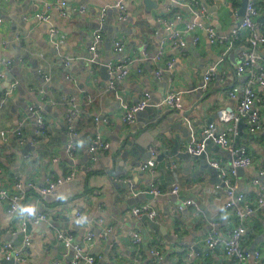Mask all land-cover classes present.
<instances>
[{
	"label": "crops",
	"instance_id": "0c3cea01",
	"mask_svg": "<svg viewBox=\"0 0 264 264\" xmlns=\"http://www.w3.org/2000/svg\"><path fill=\"white\" fill-rule=\"evenodd\" d=\"M43 1L56 0H3L0 7V71L2 60H16L6 78L0 77L1 94L8 88L10 74L13 75L11 82H20L13 98L0 114V131L8 133L6 138L0 136V187L16 193L17 178L32 181L37 188L45 184L47 177L60 178L75 172L76 178L49 196L42 197L37 190H29L27 206L35 212L46 213L54 227L50 223L33 225L29 231L33 242L27 250V262L24 264H54L61 259L63 247L55 237L59 229H66L72 234L75 243L95 256L96 264H131L134 261L138 264H153L149 250L156 245L162 247L163 255L155 264H232L219 250L207 253L204 245V239L213 230V225L214 230L224 235L239 224L232 211L223 212L218 208L217 198L224 201L223 191L217 194L207 192L209 187L215 186L211 183V173L200 171L199 161L194 162L191 171L187 170L184 160L169 155L156 158L157 165L153 173L141 171L140 164L151 148H156L157 157L173 149L174 142L170 137L179 133V119L187 126L196 125L191 132L190 142L184 136L180 138V150L187 152V146L192 140L201 139L204 128L216 119L220 109L235 108L236 101L230 98V92L235 86L244 85L248 79L246 75L238 77L235 67L240 63V53L247 48L249 33H244L242 39L227 53L207 91L199 89L206 68L225 50L210 46L204 30L196 32L201 38L196 46L191 43L195 32L184 35L188 42L187 48L173 50L166 46V59L173 60L174 68L161 78L156 76V64L150 60L131 66L129 77L117 85L122 101L134 104L144 92H149L152 103L158 105L168 93L182 92L184 111L178 113L158 105L139 113L135 124L125 125L122 101L114 93L100 90L109 79V71L107 74L103 67L88 62V48L93 42L96 27L101 23L102 9L114 5L117 0H67L69 15L62 17L58 9H53L50 11L49 23L36 18L37 14L45 10ZM241 1L214 0L208 4L212 25L218 34L225 35L234 29L239 20L237 13ZM158 3L157 9L146 11L143 0H128L129 18L126 22H118L117 11L110 9L103 22L105 43L100 59L114 63L127 59L134 61L141 58L145 44H148L149 56L153 57L163 42L167 43L169 35L162 20L175 16L169 1L158 0ZM81 7H85V12H80ZM183 15V21L174 22L177 29L184 30V23L191 20L188 11H184ZM263 15L264 0L257 18L258 28L264 30V23H258ZM52 28L59 31V48L50 42ZM12 37L15 38L13 42L10 40ZM17 38L20 42L16 41ZM114 41L124 43L122 53L114 51ZM6 43H9L8 47L4 46ZM258 51L262 56L259 65L264 67V46ZM63 57L74 59L69 69L63 65ZM138 68L142 71L138 72ZM37 69L48 74L50 81L45 82L37 74ZM66 75L74 77L77 86L67 81ZM256 90L262 100L259 108L264 125V93L259 87ZM71 95H76L82 110L77 121L81 138L74 159L65 154L67 136L64 119L69 111L68 97ZM34 104L45 106L49 133L38 145L31 146L35 123L29 117V107ZM97 117L108 118L110 124L97 123ZM25 119H28L25 122L28 140L24 146L18 142L13 131L17 122ZM169 119L173 121L169 122ZM159 122L158 127L163 129L164 135L157 138L140 159L131 153L126 154L125 144L133 140L135 134L154 129ZM98 134L111 144V148L90 170L87 147ZM232 138L236 145L247 147L253 157L252 167L240 171L236 183L238 189L248 192L251 201H255L259 190L253 186V181L264 169V131L251 135L246 122H243L241 135ZM55 159L59 160L56 162ZM117 159L118 163L115 162ZM207 159H222L228 167L232 162L225 151L209 152ZM174 160L178 161L180 168V192L177 196L170 193L173 176L168 166ZM151 181L159 182L164 190V194L155 201L144 193ZM95 192L100 194L95 195ZM189 200L198 205L199 212L192 206L179 211V206ZM148 203L158 213L155 222L167 229L166 236L143 221L144 216H132L133 207ZM78 210L84 213L80 222L74 217ZM14 223V218L8 213V205H0V244L8 241L20 248L24 238L20 233L12 234ZM246 227L245 243L250 248L261 250L264 259V210L250 217ZM109 228L111 232H107ZM90 233L94 234V239L87 242L86 237ZM135 234L142 236V243L138 246L134 244ZM63 264H68V261Z\"/></svg>",
	"mask_w": 264,
	"mask_h": 264
},
{
	"label": "built area",
	"instance_id": "2783aa9c",
	"mask_svg": "<svg viewBox=\"0 0 264 264\" xmlns=\"http://www.w3.org/2000/svg\"><path fill=\"white\" fill-rule=\"evenodd\" d=\"M19 2L24 0H17ZM170 3V9L175 12L174 18L162 20V25L168 32L167 43L163 42L160 50L150 57L148 54V44H145L141 50V58L134 61L127 59L120 63H114L112 61H102L100 59L101 51L105 43L103 29L101 26L104 24L107 12L110 9L117 11V21L126 22L129 18V8L127 5L128 0H117L112 6H107L102 9L100 17V27L95 29L93 34V42L89 46L90 59L88 62L91 65H98L100 67H107L109 71L108 81L100 87L102 92L114 93L115 96L122 101V98L117 92V85L121 81L125 80L130 75L131 66L140 65L143 61H152L156 64L157 69L155 74L161 78L165 73L173 70V60L166 59L167 47L176 50L178 48H187L188 42L185 40L184 35L186 33H193L191 43L196 46L199 44L201 38L196 32L198 30H204L207 33V39L212 47H219L224 49L222 56L217 57L206 68L203 84L199 87L202 91H207L211 81L216 77L220 65L224 62L226 55L231 51L236 42L240 41L243 34L248 32L247 48L240 53V63L235 67V73L238 77L246 75L248 77L244 85H238L230 92V98L236 101L235 108L220 109L216 114V119L211 121L203 130L201 139L199 141L192 140L187 146V153L192 156H200L206 149V142L211 141L213 144L219 146L232 158L231 166L228 167L222 159L220 160H208L209 165L217 172L218 178L223 182L221 184H215L213 187H209L207 192L210 194H217L220 191L224 193V201L222 198H217V205L220 211H232L239 220V224L232 227L226 234H220L216 230H213L205 237L204 245L207 253L219 250L224 257L232 264H264L263 253L259 249L250 248L245 243V237L247 235L246 222L257 211L264 210V169L259 172L258 177L253 181V186L258 191V196L255 201H251L250 194L246 191L238 189L236 179L239 176L240 171H244L252 167L253 157L249 154L248 148L241 145H236L233 141V136L241 135V125L246 122L249 133L251 135L258 134L264 131V125L261 121V110L259 105L262 100L258 91L259 87L264 93V67L259 65L262 56L259 54V48L264 46V30L258 28L257 18L260 16V5L263 0H248L246 12L243 17V21L240 26H235L231 32L220 35L212 25L213 18L209 13L208 4L214 0H167ZM3 0H0V7ZM44 12L36 15L39 21L49 23L51 21L50 11L58 9L62 17H67L70 13V7L67 0H56L54 2L43 1ZM85 7H81L80 12H85ZM188 11L191 20L186 21L184 30L177 29L175 27V21H183V12ZM0 23L2 19L0 18ZM260 24L259 26H261ZM59 31L52 28L50 30V42L54 47L59 48L57 37ZM15 41V38H14ZM16 41L20 42L17 38ZM11 43V42H10ZM5 47L9 46V43L4 44ZM125 45L122 41H114L113 49L116 53H122ZM226 53V54H225ZM73 58L63 57V65L69 69L73 64ZM19 61H23L20 59ZM16 60L4 59L2 60V70L0 71V77L6 78L15 65ZM160 65V66H158ZM260 66V67H259ZM142 70L138 68V72ZM37 74L42 76L45 82L50 81V76L43 72L41 69H37ZM66 80L71 84L77 86V80L66 75ZM20 82L14 80L9 84V87L5 90L4 94L0 98V114L6 104L13 98L15 91L17 90ZM41 93H44L41 91ZM69 98V111L65 115V130H66V146L65 154L70 159H74L79 148L80 132L77 127V121L82 113L81 105L79 104L76 95H71ZM123 109V123L125 125H133L136 123L137 115L146 111L149 108L164 105L168 109L183 113V98L182 92H171L166 95L163 101L154 105L152 103V96L149 92H144L142 98L134 103L128 104L124 101L121 102ZM29 117L34 120L35 128L30 141V145H38L42 139L47 137L49 121L47 120V110L44 105L34 104L29 107ZM28 119L20 120L17 122L13 131L15 137L21 145L27 144V136L25 134V122ZM97 123L103 125H109L108 118L95 119ZM2 138L8 137V133L0 131ZM111 148V144L105 140L100 134L96 135L89 143L87 150L90 155L91 164L89 169L95 168L96 163L100 157L104 155ZM156 148H151L149 151V157L140 164V170L144 172H155L156 169ZM59 159H55L57 162ZM169 169L173 176L172 189L170 193L172 195H178L180 192L179 179V163L174 160L169 163ZM76 178V173L71 172L69 175L60 178L47 177L45 184L40 188H37L32 181H24L17 178L15 181L16 193H11L7 188L0 187V205H8V213L14 218L15 223L12 227V234H25L22 247H15L11 242L6 241L0 244V258H4L7 261H14V264H24L27 262V250L32 245V238L27 234L28 225H40L42 223H50V219L46 213L35 212L29 208L26 204L29 190H37L38 194L42 197L49 196L57 191L61 186L71 183ZM134 187V186H133ZM144 193L153 195L155 201L158 197L164 194V190L159 182L151 181L148 183ZM99 192H95V195H99ZM137 196V195H135ZM192 206L199 212L198 205L192 201H185L179 206V211L184 208ZM132 216L141 218L147 216L151 221L155 222L158 213L153 208L151 203L143 204L132 208ZM84 213L82 210L76 211L74 217L78 222L83 220ZM51 227H54L50 223ZM109 228L107 232H111ZM56 240L63 247L61 259L55 261L54 264H63L68 261V264H96L97 260L88 250L81 245L75 243V237L70 234L66 229L56 231ZM94 234L90 233L86 237L87 242H92ZM142 243L141 234L134 235V244L140 245ZM163 249L160 245L153 246L149 250V257L151 262L155 264L162 258ZM131 264H138L137 261Z\"/></svg>",
	"mask_w": 264,
	"mask_h": 264
},
{
	"label": "water",
	"instance_id": "95a60500",
	"mask_svg": "<svg viewBox=\"0 0 264 264\" xmlns=\"http://www.w3.org/2000/svg\"><path fill=\"white\" fill-rule=\"evenodd\" d=\"M143 2L145 5V8H146V11H151L152 9H157L159 7L158 0H143ZM247 2H248V0H242L241 1L240 9L237 13V16L239 18L238 22L236 23L237 26H240L242 21H243V17H244L245 12H246ZM215 20L217 21L218 19L215 18ZM258 23H264V15L258 19ZM99 27H100V25H99ZM96 28H98V27H96ZM101 28L103 29V25L101 26ZM10 40H11V42H13L14 37H12ZM103 71L107 73V71H108L107 67L104 66ZM12 80H13V75L10 74L8 76V83H7L8 87H9V84L11 83ZM1 96H2V94L0 92V98H1ZM142 113H144V112H142ZM172 121H173V119H169V122H172ZM159 124H160V122L156 123L157 127L154 129H148V130H145L144 132H141L139 134L138 133L135 134L133 136V140H131L125 144L126 149H127L126 154L131 153L133 156H136L137 159H140L144 155L145 151H147L151 147V145L155 143L156 139L161 137L162 135H164L163 129L158 127ZM194 127H196L195 124H193V125L191 124V125L187 126L183 123L182 119H179L177 121V130L179 131V133L176 134L174 137H170V140L174 142L173 149L169 152H166L165 154L160 155L157 158L159 159L160 157H165L166 155H169L171 157H178V158H180L186 162V169L190 170V171L194 165V162L199 161L200 165H201L200 171H203V172L209 171V173H211V183L212 184H221L222 186H224L223 182L218 178L217 172L209 165L208 159H207V154L209 152H213V151L224 152L219 146L213 144L211 141H207L206 142V149L202 153V155H200V156H192V155L188 154L187 152H183L180 150L179 141H180L181 136H184L188 141L189 140L191 141L190 136H191L192 130L195 129ZM148 157H149V153L147 154L145 159H147ZM115 162L118 163V159L115 160ZM146 196L148 198H150L151 200L154 199L153 195L147 194ZM143 221L148 222L150 224V227L153 230L160 231L163 236L167 235V229L165 227L157 224L156 222L151 221L147 216L143 217ZM32 227H33L32 225H30V224L28 225L27 234H29V231L32 229ZM22 235H23V238H25V234H22ZM167 239L171 240L170 237H168ZM0 264H14V261L13 260L7 261V260L3 259V260H0Z\"/></svg>",
	"mask_w": 264,
	"mask_h": 264
},
{
	"label": "rangeland",
	"instance_id": "374dc122",
	"mask_svg": "<svg viewBox=\"0 0 264 264\" xmlns=\"http://www.w3.org/2000/svg\"><path fill=\"white\" fill-rule=\"evenodd\" d=\"M160 199V198H159Z\"/></svg>",
	"mask_w": 264,
	"mask_h": 264
}]
</instances>
